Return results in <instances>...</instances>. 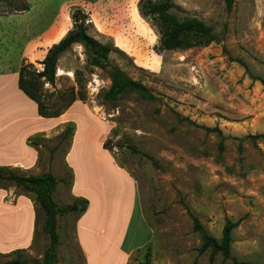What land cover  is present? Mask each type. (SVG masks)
I'll return each instance as SVG.
<instances>
[{"label": "rangeland", "instance_id": "rangeland-1", "mask_svg": "<svg viewBox=\"0 0 264 264\" xmlns=\"http://www.w3.org/2000/svg\"><path fill=\"white\" fill-rule=\"evenodd\" d=\"M139 1L0 0V27L11 30L5 35L10 37L8 44L0 45L1 63L17 68L26 37L32 40L41 35L40 55L30 50L31 59L26 56L23 64L42 70L37 58L42 59L47 48L73 29V14L81 10L88 33L102 43L114 44L111 63L156 96L148 100L130 92L116 101L107 100L111 68L91 65L80 44L60 56L57 68L64 73L58 76L56 71L55 86H43L46 94L80 92L83 102L111 125L107 148L136 180L144 217L154 231L151 242L133 251L125 264H141L148 245L151 264H234L220 253L213 261L210 250L200 253L201 238L193 228V217L218 239L227 220L238 221L232 257L264 264V136L250 137L264 135V0H235L231 10L224 0H173L172 11L180 19L199 18L212 27L216 39L204 44L198 43L199 38H187L182 48L164 52L157 50L159 23L141 15ZM57 96L46 97L49 110L58 104ZM71 117L75 124L88 122L95 128L102 124L83 105H77ZM207 127H217L221 133ZM62 131L37 136V169L20 172L34 176L52 172L58 182L54 199L59 206H67L75 199L71 198L72 171L66 163L70 139L61 141ZM79 152L108 158L98 140L85 139ZM4 187L15 208L20 195L28 205L9 212L6 219L9 232L24 227V248L0 253V264L17 257L42 264L49 237L36 195L10 182ZM79 219L73 213L58 216L56 264H85L78 240ZM10 240L2 245H10ZM107 264H118L116 252Z\"/></svg>", "mask_w": 264, "mask_h": 264}, {"label": "crops", "instance_id": "crops-1", "mask_svg": "<svg viewBox=\"0 0 264 264\" xmlns=\"http://www.w3.org/2000/svg\"><path fill=\"white\" fill-rule=\"evenodd\" d=\"M0 29V45L4 47L10 39L5 35L11 30L3 26ZM26 32L30 33L29 25ZM41 42V35L32 40L30 35L26 37L17 68L3 65L0 60V166L26 172L36 171L39 154L29 139L60 133L66 124L72 122L71 113L77 105L89 107L102 124L95 128L88 122L84 125L78 122L66 155V163L73 172L71 198L84 197L89 200L87 211L78 221V240L85 264H107L114 252L118 255V264H125L133 251L149 244L154 237V231L147 223L139 202L138 184L129 171L121 167L104 147L111 133V125L91 106L76 100L61 116L45 118L39 114L37 103L19 87V72L23 61L26 56L30 58V50L40 55ZM47 52L48 48L42 59L39 56L37 60H43ZM85 139L92 142L98 140L108 158L103 160L99 154L81 155L79 151L83 149ZM7 197L8 190L1 187L0 253L3 254L24 248V227H16L12 229L13 232H9L6 219L9 212L28 205L23 195L16 196L17 208L13 199ZM33 219L34 216L31 223L28 220V226H31V229L28 227L29 242ZM8 238L11 243L5 247L2 242ZM104 241L107 243L106 249H103Z\"/></svg>", "mask_w": 264, "mask_h": 264}, {"label": "trees", "instance_id": "trees-1", "mask_svg": "<svg viewBox=\"0 0 264 264\" xmlns=\"http://www.w3.org/2000/svg\"><path fill=\"white\" fill-rule=\"evenodd\" d=\"M229 10L232 9L235 0H224ZM139 11L143 17H153L160 26V41L157 50L164 52L166 50H176L184 46L187 38H199V42L208 44L216 39L212 27L197 17L180 19L172 9L173 0H140ZM28 8H15V10L24 11ZM74 27L58 43L53 44L46 56L40 63L42 70L33 69V64H22L19 72V87L38 105V112L42 117L53 118L64 114L76 100H85V96L74 90L67 96L62 92H51L46 94L43 90L44 83L52 86L56 84L57 64L60 56L68 51L74 44H80L85 48L88 61L91 65L97 67L110 66L111 68V87L106 92L107 100L116 101L126 93H137L145 99L154 100L156 96L141 81L130 78L127 73L118 65L110 61V53L116 48L112 42L102 43L88 33L86 25V15L81 10H76L73 14ZM57 94L58 104H53L52 109H48L46 97L52 99ZM50 101V100H49ZM76 129L74 122H69L61 134V141L70 139ZM208 131H218L219 128H206ZM264 135H251L253 139ZM36 137L29 139L30 144L38 150L40 145ZM107 148V144L104 143ZM134 152L141 153L151 160L153 158L132 147ZM72 171V170H71ZM72 184L73 172L71 175ZM6 182L13 183L15 186L24 187L35 193L37 203L45 214L44 227L49 237V245L43 256L42 264H56L58 261V247L60 245V235L58 232V216L76 214L81 217L88 209L89 200L84 197L75 198L71 205L59 206L54 199V192L57 187V179L52 172H47L40 176L26 175L19 169L6 168L0 166V188L6 185ZM238 221L227 220L220 239L211 235L203 226L197 217H193V228L199 233L201 238L200 253L210 250V260L213 261L216 254L220 253L224 259H233L234 264H254L242 262L232 257L233 231L238 225ZM151 245L147 246L144 260L141 264H151L152 250ZM18 249L15 251H21ZM12 253V252H11ZM1 264H30L21 257L7 261Z\"/></svg>", "mask_w": 264, "mask_h": 264}, {"label": "bare ground", "instance_id": "bare-ground-1", "mask_svg": "<svg viewBox=\"0 0 264 264\" xmlns=\"http://www.w3.org/2000/svg\"><path fill=\"white\" fill-rule=\"evenodd\" d=\"M64 72H63V70L62 69H60V68H57V75L58 76H60V75H62ZM100 109H97V111H99Z\"/></svg>", "mask_w": 264, "mask_h": 264}]
</instances>
